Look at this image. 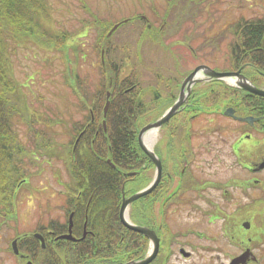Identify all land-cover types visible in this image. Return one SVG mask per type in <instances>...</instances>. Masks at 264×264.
<instances>
[{"label": "rangeland", "instance_id": "obj_1", "mask_svg": "<svg viewBox=\"0 0 264 264\" xmlns=\"http://www.w3.org/2000/svg\"><path fill=\"white\" fill-rule=\"evenodd\" d=\"M167 1L45 0L44 4L49 17L43 22L57 32H72L74 47L71 46L68 52L72 72L86 76L90 85L96 87L101 73L95 45L99 43L102 47L100 40L103 39L102 58H106L108 64L121 63V75H129L132 84L139 86L135 91L132 85L129 93L143 105L136 116L138 128L153 122L171 105L179 93L182 78L198 64L227 71L230 66L229 42L233 40L230 23L242 16L264 15V0H205L207 2L201 7L194 3L197 0H169L170 7H165ZM186 1L190 5L187 6ZM181 3L186 5L181 6ZM117 22V27L106 34ZM147 22H151L153 29L147 28ZM100 32H105V39ZM106 46L109 50L106 48L105 53ZM40 48L32 42L24 43L18 47L16 55H9L11 76L18 85L15 97L22 98L26 112L39 118L37 132L43 136L39 142L51 137L57 147L58 142L73 145L79 134L70 130V124L73 120L82 123L88 119L89 112L79 108L71 90L63 82L64 67L57 54L51 49ZM157 74L161 80L156 78ZM199 78L206 79L203 75ZM224 78L202 81L192 86V90H211L215 94L218 92L220 97L240 92ZM169 80L173 82L170 87ZM171 92L174 96L170 95ZM161 98L164 101L158 103ZM221 113L202 112L198 119L191 121V128H188L192 129V138L187 142L175 134L179 133V127H174L173 133L168 131L172 124L164 123L156 128L155 140L159 139L153 149L162 155L170 183L176 174L172 176L169 172L179 168L184 154L191 157L192 184L181 194L196 196L185 200V195L169 206L170 224L182 226L190 223L201 231L199 236L188 235L186 239L185 247L191 249L192 254L187 258L179 253L172 255L171 264H227L229 260L225 225L229 224L228 210L238 201L229 202L224 189L228 187L233 159L230 146L237 134V122L221 116ZM45 116H53L55 122L46 127L41 122ZM14 121L19 141L32 153L25 156L21 147L22 159L13 173L19 171L18 176L23 173L24 176L16 182L13 204L9 208L12 210L8 212L6 222L0 220V264H17L4 240L32 232L38 224H48L51 219L64 221L68 207L66 196L70 192L66 184L71 181L66 151L57 153L55 150V156L51 157L46 149L34 145V138L29 135L34 131L28 129L25 119ZM233 128L235 131L231 133ZM180 144H186L188 151L178 157L174 147L178 148ZM240 150H243V144ZM239 161L240 164L245 162L241 157ZM152 171L147 170L143 179L139 178L140 182L151 176ZM122 190L123 196L129 194L124 192L123 186ZM145 204L144 199H139L133 209H145ZM211 215L214 219L209 218Z\"/></svg>", "mask_w": 264, "mask_h": 264}, {"label": "flooded vegetation", "instance_id": "obj_2", "mask_svg": "<svg viewBox=\"0 0 264 264\" xmlns=\"http://www.w3.org/2000/svg\"><path fill=\"white\" fill-rule=\"evenodd\" d=\"M197 1H194V3L198 7L207 2L205 0ZM167 3L165 7H170L169 0ZM186 3L187 6L190 5L189 1H186ZM183 5L186 4L181 3V6ZM142 18L145 21L147 20L145 17ZM263 19L264 15L251 18L239 17L233 23H230L231 34H233L234 24L238 23V20H241L239 22L242 23ZM147 28L149 30L153 29L151 22H147ZM234 41L235 34H233V40L229 42L228 59L230 66L227 71L208 66L220 72L239 70L255 87L264 90V61L260 60L259 64L255 60L251 61L250 58L253 59V57L250 56L249 49L244 52L243 60L238 59V64H235L236 62L232 56ZM193 69L182 78L179 83V93L171 105L178 100L182 84ZM256 74L259 78H256ZM202 75L196 74L195 80L190 84L189 91L186 89L187 85H183L184 91H187L184 101L178 106L176 112L164 122L168 126L172 124V127L168 130L170 133L174 132V127H179V133L175 134H178L180 140H186V142L192 138V129H189L191 128V121L198 119L203 112L202 95L204 90H192V86L200 84L202 81L220 79V77H208L204 74L203 77L206 79L201 80L199 77ZM156 78L161 80L160 74H157ZM225 79L235 89H239V93H243V96L238 97L239 99L233 98L232 103L228 104L234 108L235 115L221 113V116L237 122V134L234 135L230 146L233 159L228 175V187L224 191L227 192L229 202L233 204L234 201H238L243 205L241 207L238 202H235L234 206L227 212L229 224L225 225V228L227 242L230 247L227 264H264V95L241 88L237 85L235 76H227ZM169 81L168 86L170 87L173 82ZM132 87L135 91L139 90L138 85ZM170 95L174 96L172 92ZM216 100L212 112H209L210 114L219 113ZM162 101H164L163 98L158 103ZM240 102H242L244 110L238 112L235 104L239 105ZM239 116L247 119H240ZM91 117L94 116L91 115ZM231 131V133H234V128ZM242 144L243 150H240ZM150 148L160 160L161 175L154 183L156 163L146 154V165L148 166L146 170L152 169L153 171L151 176H148L144 181V184L134 192L154 183L155 185L148 193L140 196L148 197L150 202L145 204V209L128 208L125 219L135 226L152 231L158 238L156 250L154 249L155 243L152 237L124 224L120 216V208L117 211L115 226L109 231H105L106 223L93 222L86 210L79 214L75 209L69 208L71 201H69L70 193H68L66 196L68 207L65 209L66 218L64 221L55 222L54 219H51L48 224H38L32 232L16 235L10 240H4L9 252L14 255L17 264H27L28 262L30 264H171L172 255L177 253L184 258L189 257L192 250L185 247L186 239L189 236H199L201 231L190 223L182 226L171 225L168 208L171 204L177 202L180 197L182 199L186 194L182 195L181 192L192 184L191 157L184 154L179 168L169 172L172 176L176 174V178L170 183V176L163 165L162 155L154 151V147ZM174 151H178L179 157L182 153L188 151V147L186 144H180L178 148L174 147ZM240 157L245 162L240 164ZM235 169H239V171L236 172ZM66 184L69 186L67 181ZM195 196V194L186 195L183 199L191 200ZM104 211L100 210L98 213ZM242 213L243 215H241ZM240 217L241 219L235 222ZM209 218L214 219V215ZM4 221L6 222V219ZM110 227H112L111 224ZM68 233L70 234L69 237H62L63 234ZM190 247L193 248L194 245L190 243Z\"/></svg>", "mask_w": 264, "mask_h": 264}, {"label": "trees", "instance_id": "obj_3", "mask_svg": "<svg viewBox=\"0 0 264 264\" xmlns=\"http://www.w3.org/2000/svg\"><path fill=\"white\" fill-rule=\"evenodd\" d=\"M44 4L45 0H0V220H4L12 210L9 208L10 204H13L12 195L16 182L24 176V173L18 176L19 171L13 174L22 159L19 154L21 147L24 148L25 156L32 153L19 141L15 132L14 120L25 119L28 129L34 131L29 134L34 138V145L44 151L46 149L52 154L51 157L55 156V150L57 153L66 151L67 170L71 178L69 208L75 209L79 214L86 210L93 222L106 223L105 231H109L116 224L123 193L122 186L124 192L130 194L144 184L139 178L143 179V174L147 171V155L139 145L137 136L140 128L136 125L138 110L143 105L130 96L132 80L129 75H121V63L108 64L106 58H102L103 39L100 40L102 47L99 43L95 45L101 73L96 87L90 85L86 76L81 77L71 71L68 52L71 46L74 47L71 44L72 32H57L45 24L43 21L49 15L48 12L45 13ZM239 21L241 20L234 24L233 30L235 41L232 56L235 64H238V59L243 60L244 52L249 49L250 56L253 57L250 60L259 64L260 60L264 61V19L255 22ZM104 34L105 32H100L105 39L107 35ZM29 42L39 45L42 49H51V52L57 54L64 67L63 82L71 90L79 108L89 112L88 119L82 123L73 120L70 124V130L79 134L73 145L58 142L57 147L51 137L39 142V139L43 138L37 132L39 118L26 112L22 98L15 97L18 85L11 76L9 55H16L18 47ZM106 48L107 46L105 53L109 50L107 48L106 51ZM105 87L107 89H104ZM241 96L242 93L235 92L233 95L220 97L218 92L215 94L211 90H204L203 113L212 112L215 99L218 112L221 113L220 108L223 105L231 104L233 98ZM106 100L109 103L104 115L102 104L104 105ZM235 106L238 112L244 110L242 102ZM41 119L46 127L55 122L53 116ZM28 160L31 162L30 157ZM139 199H144L146 204L150 202L146 196L136 198L130 204L131 209ZM100 210L105 211L99 214Z\"/></svg>", "mask_w": 264, "mask_h": 264}, {"label": "water", "instance_id": "obj_4", "mask_svg": "<svg viewBox=\"0 0 264 264\" xmlns=\"http://www.w3.org/2000/svg\"><path fill=\"white\" fill-rule=\"evenodd\" d=\"M126 20L127 19H123L122 22L126 21ZM118 24H119V22L115 23L110 28V30L108 31L107 34H110L117 27ZM196 74H203V75L206 74V75H208V77H220V78L227 77V76H231V77L235 76L237 79L236 83L241 88L252 91V92L257 93V94L264 95V90L255 87L243 74L240 73L239 70L234 71V72H232V71L220 72V71H216L214 69H211L206 64L197 65L185 78V80L182 84V90L178 96V100H176L159 118H157L153 122L147 123L146 125L141 127L139 132H138L137 137H138V142H139L140 147L156 163V173H155L154 183L157 182V180L159 179V177L161 175V163H160V160L158 159V157L154 154L153 150L148 145L144 144V136L148 131H151L152 129H156L159 126H161L166 120H168L171 117V115H173L176 112L178 106L184 101L186 94H187V91H189L190 84L195 80ZM185 84L187 85L186 86L187 91L186 90L184 91V89H183V85H185ZM107 95H108V93H107ZM108 103H109V101L106 100L105 105H104V110H103L104 115L107 111ZM224 112L226 114H229V115H234V113H233L234 109L232 107H227L224 110ZM240 118L241 119H247L246 117H240ZM103 124H104V121H103ZM154 183L152 185L145 186L144 188H142L138 191H135V192H133L127 196H123L122 201H121V205H120V216H121L124 224H126L128 227L137 229V230L141 231L142 233L152 237V239L154 240V243H155L154 249L156 250L158 238L152 233V231H150L144 227L135 226L125 219L126 210L128 209L129 204L134 199L140 197L141 195L148 193L151 190V188L153 187V185H155ZM69 236H70L69 233L62 235V237H69ZM27 264H30V263L28 262Z\"/></svg>", "mask_w": 264, "mask_h": 264}, {"label": "bare ground", "instance_id": "obj_5", "mask_svg": "<svg viewBox=\"0 0 264 264\" xmlns=\"http://www.w3.org/2000/svg\"><path fill=\"white\" fill-rule=\"evenodd\" d=\"M156 129H152L151 131H148L144 136V143L148 145L149 147H152L156 144Z\"/></svg>", "mask_w": 264, "mask_h": 264}]
</instances>
